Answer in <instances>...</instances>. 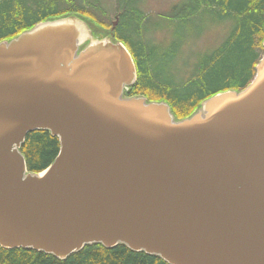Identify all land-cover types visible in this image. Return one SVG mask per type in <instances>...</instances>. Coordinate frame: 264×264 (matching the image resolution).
<instances>
[{
	"label": "water",
	"instance_id": "obj_1",
	"mask_svg": "<svg viewBox=\"0 0 264 264\" xmlns=\"http://www.w3.org/2000/svg\"><path fill=\"white\" fill-rule=\"evenodd\" d=\"M112 34L72 15L0 44V247L264 264V56L247 88L178 121L125 96L137 69ZM37 130L61 148L35 174L20 149Z\"/></svg>",
	"mask_w": 264,
	"mask_h": 264
},
{
	"label": "trees",
	"instance_id": "obj_2",
	"mask_svg": "<svg viewBox=\"0 0 264 264\" xmlns=\"http://www.w3.org/2000/svg\"><path fill=\"white\" fill-rule=\"evenodd\" d=\"M119 24L112 34L130 51L137 68V81L127 97L144 96L148 102H167L176 120L194 115L202 103L227 91L241 92L256 76L264 56V0H186L151 23L149 16L135 6L137 0H115ZM102 0H0V43L9 42L37 24L67 16H78L95 36L107 37L112 31V14ZM212 15L226 21L230 34L217 49L203 54L188 80L160 67L176 54V40L164 46L150 41L147 32L177 23L189 28L197 19ZM160 64V65H159ZM162 65V66H161ZM59 138L47 130L27 135L21 152L30 173H42L60 152ZM0 264H168L159 256L134 252L126 245L106 248L85 246L65 260L32 249L0 247Z\"/></svg>",
	"mask_w": 264,
	"mask_h": 264
},
{
	"label": "rangeland",
	"instance_id": "obj_3",
	"mask_svg": "<svg viewBox=\"0 0 264 264\" xmlns=\"http://www.w3.org/2000/svg\"><path fill=\"white\" fill-rule=\"evenodd\" d=\"M102 6L112 14L115 20V0H102ZM186 0H137L135 6L149 16V21L155 23L160 20L161 13H169L175 7L181 6ZM151 28L145 36L156 44L167 46L176 40V54L169 58L167 64L161 69H169L174 75L183 80H188L195 70L199 58L208 52L220 47L230 34V26L226 21L218 20L209 15L197 19L189 28H182L173 22V27ZM160 65V64H159Z\"/></svg>",
	"mask_w": 264,
	"mask_h": 264
}]
</instances>
